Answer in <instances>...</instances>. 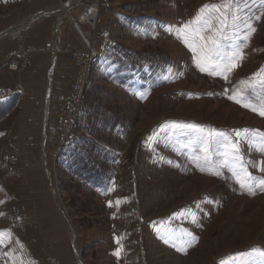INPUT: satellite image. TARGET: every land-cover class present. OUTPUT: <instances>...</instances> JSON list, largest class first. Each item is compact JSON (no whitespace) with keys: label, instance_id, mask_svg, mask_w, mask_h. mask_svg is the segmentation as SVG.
<instances>
[{"label":"rangeland","instance_id":"obj_1","mask_svg":"<svg viewBox=\"0 0 264 264\" xmlns=\"http://www.w3.org/2000/svg\"><path fill=\"white\" fill-rule=\"evenodd\" d=\"M99 1L101 55L90 72L74 136L59 148L58 107H48L58 93L69 92L73 64L65 81L57 66L49 77V60L36 82L40 103L30 102L27 95L36 91L20 80L34 65L12 71L5 54L19 44L53 42V26L67 46L79 45L80 36L89 38L91 28L78 16ZM214 2L0 0V37L7 30L10 36L0 38V68L11 72L8 82H1L0 73V86L24 91L15 94L13 108L0 116V229L12 233L0 247V264H45L48 256L68 264L66 251L73 264H82L81 259L84 264H233L232 254L252 249L255 259H264V192L249 195L229 168L219 167V145L211 146L210 165L201 160V171L192 161L194 137L181 135L170 123L203 126V135L224 131L233 139V129L258 130L241 132L240 150L248 170L264 177L253 167L264 161L256 150L264 134V116L259 115L264 87L243 93V103L257 107L255 112L228 98L234 93L239 98L246 84L264 77V15L252 21L257 30L241 46L242 58L225 80L201 72L193 59L199 49L194 53L177 34L179 25L203 4ZM64 4L68 7L59 16L42 13H57ZM109 7L111 13L102 11ZM258 10L264 4L254 0L249 15ZM37 12L36 19L48 21L45 33L23 31L13 40L15 24ZM46 107L49 113L43 120ZM24 109L38 110L36 119L22 114ZM245 136L256 142L251 148ZM80 149L89 154L84 162ZM209 168L220 175L210 174ZM85 169L105 181L85 179ZM189 233L198 240L191 241ZM181 247L187 251H179ZM118 248L119 256L114 255Z\"/></svg>","mask_w":264,"mask_h":264},{"label":"snow or ice","instance_id":"obj_2","mask_svg":"<svg viewBox=\"0 0 264 264\" xmlns=\"http://www.w3.org/2000/svg\"><path fill=\"white\" fill-rule=\"evenodd\" d=\"M252 2L254 0H216L214 3H205L192 18L179 25L177 34L182 42L194 53L199 49V55L194 56L193 59L201 72H208L210 75H219L225 80L228 79L227 74L237 66L235 61L242 58L241 46H246L257 30L252 21H259L261 15H264V10H258L257 13L249 15L248 9ZM260 2L264 4V0H260ZM241 24L243 28L240 27ZM172 27L174 26H169L170 29ZM240 32H243L242 37L239 35ZM259 75L260 73H254L253 77ZM240 83L244 85L245 81L241 80ZM256 86L264 87V77L246 84L245 88L241 90L242 94L239 98H237L235 93L228 98L235 100L237 104H242L243 107L251 108L254 112L258 111L257 107L249 103H243L247 99L243 93L247 89L255 88ZM208 94L211 95V93ZM259 115L264 116V105L259 109ZM170 123L177 125V131L181 135L194 137L197 148L193 150L192 161L197 167H200L201 171L205 170V167H201V160L206 166L211 164V146L216 144L222 149L220 152L222 159L219 162V167L229 168L241 189L247 191L249 195H255L257 190L264 192V177H256L248 170L240 150L241 132H257L258 130L233 129L231 130L235 133V139H233L224 131H215V134L208 133L203 135L201 134L203 126L196 124L180 125L179 122L175 121ZM0 135H3V133H0ZM260 135L261 141L256 145V150L264 154V134ZM243 139L248 141L250 148L256 143L248 140L247 136ZM260 165H264V161L254 164L253 167H258L259 171L264 172V167H260ZM209 171L210 174L220 175L219 170L211 172L209 168ZM0 215L4 214L0 213ZM188 235L191 237V241L198 240V237L191 236L190 233ZM11 237L10 229H0V247L5 245L6 238L10 241ZM168 242V240H165V243ZM188 247H191V242H189ZM120 250L118 248L114 255L119 256ZM178 250L186 252L187 248L181 247ZM255 251V249H252L249 252L232 254L233 264H264V259L258 261L254 258L252 253ZM4 255H8V253H4ZM260 256L264 257V250L260 251ZM220 264H223V261Z\"/></svg>","mask_w":264,"mask_h":264},{"label":"built area","instance_id":"obj_3","mask_svg":"<svg viewBox=\"0 0 264 264\" xmlns=\"http://www.w3.org/2000/svg\"><path fill=\"white\" fill-rule=\"evenodd\" d=\"M101 4L102 2L99 1L92 5H98L100 11ZM110 9L109 7L106 8V10L102 9V11L111 13ZM100 13L98 20L91 17L88 22L89 24L86 23L91 28L88 32V34L90 33L88 40L84 39L82 35L80 36L82 40L79 45L66 46L64 48L69 61L73 64L75 75L69 92L59 104L56 112L59 148H64L68 145L69 141L74 136L73 133L77 127L84 104L88 78L93 66L97 63L101 55L102 44L97 30L102 16ZM17 28L18 29H14L13 35H20L22 28ZM45 50H52L50 43L46 44ZM37 51H39V48L36 45L19 44L6 52V65L12 71H26L32 67V56ZM16 93L17 92L12 88L0 86V101L7 100ZM45 264L63 263L54 256H48L45 260Z\"/></svg>","mask_w":264,"mask_h":264},{"label":"crops","instance_id":"obj_4","mask_svg":"<svg viewBox=\"0 0 264 264\" xmlns=\"http://www.w3.org/2000/svg\"><path fill=\"white\" fill-rule=\"evenodd\" d=\"M65 5L66 4H64L62 6V9H56L57 10V13H56V11L54 12L51 9H46V10L42 11V13L44 15H47V14H51L52 15V13H53V14H55V16H59V13H61V11H63L65 8L68 7L67 5L66 6ZM39 15H40V13L37 12L36 14L31 15L29 17V19L26 18V21H22L21 23L15 24L14 27H21L22 28V31L21 32L25 31L28 35L29 34H33V33L34 34H37V35L44 34L45 33V29L44 28L46 27L45 23H47L48 21L47 20L46 21H44V20L41 21L39 19H36ZM58 21H60L59 18H58ZM59 24H60V22H59ZM9 28L10 27H8L7 29H9ZM57 31H58V29L55 31V27L53 26V34H52L53 35L52 36L53 42H51V43L49 42L51 44L52 50L49 51V52L47 50H45V45L46 44H44V43H42V45L39 46V47L37 46L39 48V51H37L36 53H34L33 56H32V60L34 62L33 63V65H34L33 66V70L30 72V74L28 76L22 77L23 79L20 80V82H21L20 84L23 85V87H27L28 86V89L30 91H32V90L36 91V94H34L35 96H32L31 93H29L27 95V98L26 99H28V101H30V102H33V99H34L35 102L40 103V100L41 99L38 100L39 93H37V92H39V90H38V87H37V83L36 82H38V76L40 74V71L45 67V65L47 64V62L49 60H50V64L48 66L49 77H50V73L52 72L51 71V68H55L56 66H57L56 67V69H57L56 70L57 75L59 74L60 76H63V78L65 79V81H66V78H67V77L65 78V76L69 73V69L71 70V73H73L72 72V68L70 66V61H69L67 55L65 54L66 52L64 51V48L67 45L65 44V41L62 42V39L63 38H60V33L58 34ZM3 33H4V35H1V37H3V36L4 37H10L8 35V33H9L8 30H7V32H3ZM14 39H20V37H18V35H13V40ZM54 40H56V41H54ZM1 46H2V43H0V47ZM2 49H0V52H1ZM44 51L45 52H48L49 54L44 53ZM9 71L10 70H8L5 67H1L0 68V73H2L1 74L2 75L1 82H3V81L4 82L5 81L8 82L9 81L10 74H11V72H9ZM71 85H72V83H71ZM66 87H67V85H66ZM70 88H71V86H70ZM70 88L68 90H70ZM16 92L18 94L19 93H21V94L24 93V91L22 92L17 87H16ZM65 95H66L65 94V91H63L62 93H58L55 96V99H54L55 101L48 108H52L53 107V110L56 109L58 107V105L62 102L63 97ZM50 98H51V94H50ZM47 99H48V97H47ZM48 108L46 107L45 110H44L43 120H46V118H47V115L49 113ZM37 109L39 110V107H37ZM24 110L25 111H22V114H24L25 116H31L33 119H36L35 118L36 117L35 115H36V113H38V110L37 111H34L32 109L29 110V111H27L28 109H24ZM58 205H59V203H58ZM63 256H64V258H66L65 260H66V262L68 264H73L72 262H70L71 259L69 258V254H67V251L64 252V255ZM78 259H79V257H78ZM80 261H81L82 264H84V262H82V259Z\"/></svg>","mask_w":264,"mask_h":264},{"label":"trees","instance_id":"obj_5","mask_svg":"<svg viewBox=\"0 0 264 264\" xmlns=\"http://www.w3.org/2000/svg\"><path fill=\"white\" fill-rule=\"evenodd\" d=\"M86 92H87V87H86ZM16 97H18V95H14L13 97H11L5 101H0V116L1 115L3 116L4 114L9 113V111L11 110V108H13V106L16 102L15 101V99H17ZM84 100H85V98H84ZM71 145H72V142H71ZM71 145L69 144L70 147H71ZM69 150L70 149H67L66 151H69ZM82 152H84V153L82 155L81 162H84L89 157V154L86 153V151L84 149H80L79 153H82ZM82 177H84L87 180L92 181L94 184H102L105 181V178L103 175L99 174L98 172L91 171L89 169L84 170Z\"/></svg>","mask_w":264,"mask_h":264},{"label":"bare ground","instance_id":"obj_6","mask_svg":"<svg viewBox=\"0 0 264 264\" xmlns=\"http://www.w3.org/2000/svg\"><path fill=\"white\" fill-rule=\"evenodd\" d=\"M96 3V2H94ZM67 5V4H66ZM65 5V6H66ZM68 6V5H67ZM86 11V12H85ZM85 12V13H84ZM99 16V7L98 5H90L88 6L83 12H81V14L78 16V20L80 23H82L83 25H87L86 23L89 22L90 18L93 17L96 20H98ZM59 22V21H58ZM89 24V23H88ZM88 26V25H87ZM84 39L88 40V38L84 37ZM82 40V38H81Z\"/></svg>","mask_w":264,"mask_h":264}]
</instances>
